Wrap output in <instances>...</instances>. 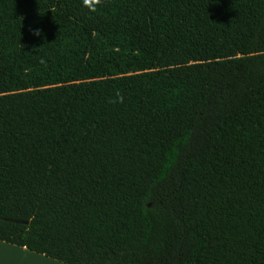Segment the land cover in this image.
Returning a JSON list of instances; mask_svg holds the SVG:
<instances>
[{
  "label": "trees",
  "instance_id": "trees-1",
  "mask_svg": "<svg viewBox=\"0 0 264 264\" xmlns=\"http://www.w3.org/2000/svg\"><path fill=\"white\" fill-rule=\"evenodd\" d=\"M0 240L264 264V0H0Z\"/></svg>",
  "mask_w": 264,
  "mask_h": 264
},
{
  "label": "crops",
  "instance_id": "crops-1",
  "mask_svg": "<svg viewBox=\"0 0 264 264\" xmlns=\"http://www.w3.org/2000/svg\"><path fill=\"white\" fill-rule=\"evenodd\" d=\"M0 264H67L27 249L25 246L0 240Z\"/></svg>",
  "mask_w": 264,
  "mask_h": 264
},
{
  "label": "clouds",
  "instance_id": "clouds-1",
  "mask_svg": "<svg viewBox=\"0 0 264 264\" xmlns=\"http://www.w3.org/2000/svg\"><path fill=\"white\" fill-rule=\"evenodd\" d=\"M105 3V0H82V4L85 8H87L90 12L95 13L98 8L103 7ZM42 30L35 29L33 30L34 36H41ZM123 103L124 102V96L120 92V90H116L115 97L111 98L109 100V103Z\"/></svg>",
  "mask_w": 264,
  "mask_h": 264
},
{
  "label": "water",
  "instance_id": "water-1",
  "mask_svg": "<svg viewBox=\"0 0 264 264\" xmlns=\"http://www.w3.org/2000/svg\"><path fill=\"white\" fill-rule=\"evenodd\" d=\"M25 223H27V221H25Z\"/></svg>",
  "mask_w": 264,
  "mask_h": 264
}]
</instances>
